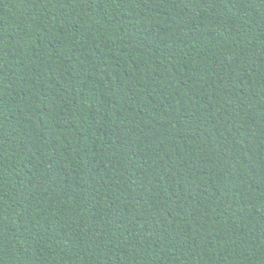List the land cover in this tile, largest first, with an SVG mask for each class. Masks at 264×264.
Segmentation results:
<instances>
[{"label":"trees","instance_id":"trees-1","mask_svg":"<svg viewBox=\"0 0 264 264\" xmlns=\"http://www.w3.org/2000/svg\"><path fill=\"white\" fill-rule=\"evenodd\" d=\"M0 264H264V0H0Z\"/></svg>","mask_w":264,"mask_h":264}]
</instances>
